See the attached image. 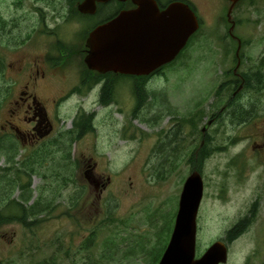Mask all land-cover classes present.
Segmentation results:
<instances>
[{
    "label": "rangeland",
    "instance_id": "1",
    "mask_svg": "<svg viewBox=\"0 0 264 264\" xmlns=\"http://www.w3.org/2000/svg\"><path fill=\"white\" fill-rule=\"evenodd\" d=\"M213 1L204 0L208 14ZM256 6L264 10V0ZM255 30L257 36L264 34L259 21ZM204 31L207 37L190 61L170 73L171 84L110 87L102 102L94 88L85 99L75 95L63 105L61 143L41 151L46 157L33 164L38 173L28 179L31 200L39 195L50 201L60 192L64 207L38 217L34 226H0V264H158L174 229L185 180L194 170L205 184L197 256L220 240L229 249L226 264H264V184L258 160L264 161V153L252 148L264 118V68L257 64L261 80L257 86L250 82L243 99H236L241 79L232 53L217 49L221 24L210 20ZM242 67L239 73L247 71ZM248 107L257 113L243 123L240 117L248 116ZM81 108L75 127V112ZM215 115L221 119L207 132L208 154L201 158L202 129ZM74 127L82 132L78 140L67 135ZM67 153L73 166L65 173L58 164H64ZM91 157L106 182L101 198L84 178V163ZM238 223L245 229L229 240L228 231Z\"/></svg>",
    "mask_w": 264,
    "mask_h": 264
},
{
    "label": "flooded vegetation",
    "instance_id": "2",
    "mask_svg": "<svg viewBox=\"0 0 264 264\" xmlns=\"http://www.w3.org/2000/svg\"><path fill=\"white\" fill-rule=\"evenodd\" d=\"M256 2L215 0L212 14H208L204 0H0V165H4L0 166V187L9 185V190H0V226H34L38 217L64 207L61 206L60 192H55L50 201L39 199V195L31 200L28 196L30 192L24 195L22 190L15 191L14 185L9 182L17 178L12 173L15 162L27 161L41 150L58 148L60 144L57 141L63 137L60 129L61 109L71 97L78 95L85 99L95 88L102 102L110 87L139 88L171 84L173 79L169 78L170 73L177 65H186L193 50L201 47L207 37L204 26L210 20L221 24L223 33L218 37L222 42L217 49L234 56L235 74L241 79L234 97L243 99L244 87L250 82L257 86L261 75H257L256 70L264 68V34L257 36L255 30L257 21L264 26V10H259ZM146 3L156 7L160 15L150 12L136 18L128 17L150 22L138 26L143 51L148 54L143 60L151 63L148 66L152 68L150 73L100 72L91 68L88 58L93 50L90 43L93 32L123 12L139 9ZM175 4L188 7L196 16L199 27L174 59L154 65L156 60L152 55L167 52L166 46L172 43L165 35L168 24L161 22L167 21L162 14ZM156 21H159L158 25H155ZM127 28L131 26L127 25ZM256 53H259L257 57ZM253 61L255 64H252ZM243 65L247 71L239 73ZM256 66L259 68L256 69ZM253 68L255 71L248 73ZM251 76L256 79L252 80ZM83 112V108L75 112V127L80 126L79 118ZM256 113L257 108L248 107V116L240 119L246 123ZM220 119V115H215L202 129L201 158L208 154L206 134ZM260 124V132L252 144L253 151L259 155L264 153V118ZM258 160L264 184V161ZM83 169L89 186L91 184L85 172L91 170L96 177L97 187L93 186L99 192L97 197L101 198L106 182L97 172V162L92 157L88 158ZM6 170L13 175L5 173ZM75 205L76 200L73 202ZM34 206L36 213L30 214L27 222L16 217L19 215L16 212L22 213L26 209L28 214V210ZM254 207L252 211L257 210L259 205Z\"/></svg>",
    "mask_w": 264,
    "mask_h": 264
},
{
    "label": "water",
    "instance_id": "3",
    "mask_svg": "<svg viewBox=\"0 0 264 264\" xmlns=\"http://www.w3.org/2000/svg\"><path fill=\"white\" fill-rule=\"evenodd\" d=\"M160 15L156 7L146 3L141 8L123 12L112 22L98 27L90 38L92 54L88 58L91 68L100 72L115 71L132 74H148L152 70L143 58V51L138 26L149 21L129 19L128 16L149 14ZM162 15L168 24L165 35L172 43L166 46L167 52H156L154 65L168 62L184 47L187 39L199 27L194 13L180 4L172 5ZM155 25L159 21L154 22ZM127 25L131 28H127ZM169 25L171 26L169 28ZM161 35L163 33H160ZM87 181L97 187V179L91 170L85 172ZM204 179L200 171L194 170L185 180L179 209L170 241L158 264H226L229 249L224 241L212 243L207 250L197 256L198 215L204 197Z\"/></svg>",
    "mask_w": 264,
    "mask_h": 264
},
{
    "label": "trees",
    "instance_id": "4",
    "mask_svg": "<svg viewBox=\"0 0 264 264\" xmlns=\"http://www.w3.org/2000/svg\"><path fill=\"white\" fill-rule=\"evenodd\" d=\"M144 93L141 92V95L143 96ZM140 95V96H141ZM144 97V96H143ZM104 100V99H103ZM102 100V101H103ZM141 103V102H140ZM242 107V106H240ZM240 109V108H239ZM240 111V110H239ZM78 130L77 128H74L72 130H70L67 135L71 137V139H75L78 140V138L80 137L82 132H76V130ZM86 132V131H84ZM64 135V134H61ZM62 137H60L61 139ZM57 143H61L60 140L59 142L57 141ZM69 149V148H68ZM42 151V150H41ZM41 151H38L33 157L29 158L27 161L23 160V161H17L15 162V164H13L14 167V172L15 173L14 176H17V178L15 179V177L10 180L9 183L13 184L14 186H18L20 190H22L24 192V195L28 194L30 187H31V179H28V174H33V173H38L34 168H33V164H36L38 162H40V159H44L46 157V153H42ZM44 151V150H43ZM49 151V150H48ZM52 151V150H50ZM50 154V153H49ZM49 154L47 155V157L49 156ZM63 162L64 164H58V166L63 167L66 170L65 173L69 172L70 166H73V160L71 159L70 156H68V153L66 155H63ZM57 168V166H56ZM7 174H11L13 175L11 172H9V170H6ZM65 173L62 174V183L64 186H67L69 179V176H65ZM58 177H60L61 175L59 173L56 174ZM25 179V182H24ZM59 180H57L58 182ZM31 191V190H30ZM29 197H31V193L28 195ZM38 204V203H37ZM36 206L32 207L31 210H28V214L26 212V209L24 210V212L22 213H18L19 215H16V217L19 219L21 218L23 222H27L26 218L30 215V214H35L36 213ZM246 226H244V223H238L235 226L232 227V229H230L228 231V239L232 240L234 238H236L238 236V234H240Z\"/></svg>",
    "mask_w": 264,
    "mask_h": 264
}]
</instances>
